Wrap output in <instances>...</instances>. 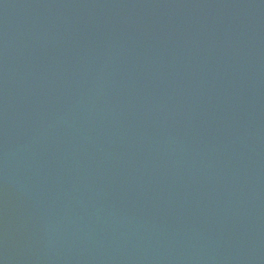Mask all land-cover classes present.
I'll list each match as a JSON object with an SVG mask.
<instances>
[{
    "label": "water",
    "instance_id": "1",
    "mask_svg": "<svg viewBox=\"0 0 264 264\" xmlns=\"http://www.w3.org/2000/svg\"><path fill=\"white\" fill-rule=\"evenodd\" d=\"M0 264H264V0H0Z\"/></svg>",
    "mask_w": 264,
    "mask_h": 264
}]
</instances>
